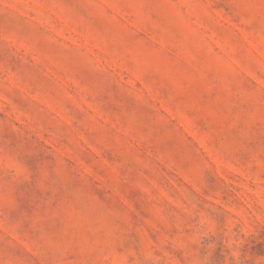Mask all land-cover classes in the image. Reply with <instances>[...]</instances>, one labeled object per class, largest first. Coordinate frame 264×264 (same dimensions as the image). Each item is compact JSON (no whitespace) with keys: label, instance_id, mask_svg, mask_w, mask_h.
<instances>
[{"label":"rangeland","instance_id":"1","mask_svg":"<svg viewBox=\"0 0 264 264\" xmlns=\"http://www.w3.org/2000/svg\"><path fill=\"white\" fill-rule=\"evenodd\" d=\"M0 264H264V0H0Z\"/></svg>","mask_w":264,"mask_h":264}]
</instances>
